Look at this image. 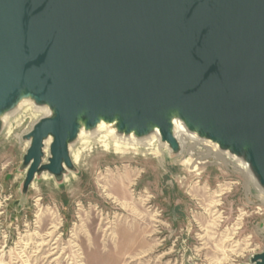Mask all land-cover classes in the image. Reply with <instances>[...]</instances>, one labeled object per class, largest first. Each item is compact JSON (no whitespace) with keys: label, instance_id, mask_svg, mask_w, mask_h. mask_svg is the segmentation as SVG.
I'll list each match as a JSON object with an SVG mask.
<instances>
[{"label":"water","instance_id":"water-1","mask_svg":"<svg viewBox=\"0 0 264 264\" xmlns=\"http://www.w3.org/2000/svg\"><path fill=\"white\" fill-rule=\"evenodd\" d=\"M23 97L52 110L26 134L24 193L75 168L81 119L157 128L173 153L179 119L244 156L264 188V0H0V131Z\"/></svg>","mask_w":264,"mask_h":264},{"label":"rangeland","instance_id":"rangeland-1","mask_svg":"<svg viewBox=\"0 0 264 264\" xmlns=\"http://www.w3.org/2000/svg\"><path fill=\"white\" fill-rule=\"evenodd\" d=\"M44 116L24 108L0 131V264H252L264 251V193L212 145L132 154L78 138L75 168L24 193L26 134Z\"/></svg>","mask_w":264,"mask_h":264},{"label":"bare ground","instance_id":"bare-ground-1","mask_svg":"<svg viewBox=\"0 0 264 264\" xmlns=\"http://www.w3.org/2000/svg\"><path fill=\"white\" fill-rule=\"evenodd\" d=\"M32 106H34L35 111L42 113V114L44 113V115H49L52 113V110L48 105H36L35 101L31 97H23L13 109H11L9 112L5 113L2 116V120L4 121L10 115L15 114L18 111H21L24 108L32 107ZM80 121H81L82 127L79 132V138L81 139L89 138L91 141L100 142L102 144V147H104L105 150H114V152L116 153L131 152L132 154L133 152L134 153H139V152L145 153L146 151H152L154 154H159L162 150H167L171 152V149L168 143L163 142L161 140L160 133L157 128H155L152 132H150L147 135L137 136L135 133L127 134L125 132L119 131L117 120H114L113 122H107L104 119H101L98 125L95 128H91V129L89 128L87 129L85 127L84 120L81 119ZM173 123H174V132L176 136L180 139L183 148L185 147V144H187L188 142L193 143L191 144V147H190L191 151L189 152V154H193V152L196 149L195 145L197 144L212 145L213 147L212 151L209 149L211 152H213L215 155L220 156L224 159H227V157H229L231 161L234 162L235 166L242 173H244V175L247 176V180L250 183L254 184L257 188H259L262 191V193H264V188L260 186L258 179L256 175L254 174L250 163L244 156H238L236 154L231 153L228 150H223L220 148L218 143L213 142L209 139L201 138L197 133L190 131L184 125V123L180 121L179 119H174ZM50 142H51V138H49L46 141V149H48ZM189 146H190V143H189ZM203 153L204 152H202V154ZM181 161L184 162V160H181ZM190 161H191V157H190ZM185 165H186V162H185Z\"/></svg>","mask_w":264,"mask_h":264}]
</instances>
